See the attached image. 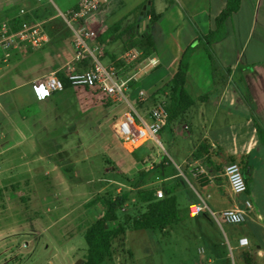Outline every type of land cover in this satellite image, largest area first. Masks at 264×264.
I'll return each mask as SVG.
<instances>
[{
	"label": "crops",
	"instance_id": "0c3cea01",
	"mask_svg": "<svg viewBox=\"0 0 264 264\" xmlns=\"http://www.w3.org/2000/svg\"><path fill=\"white\" fill-rule=\"evenodd\" d=\"M33 1L0 0V24L17 16L33 14L35 11ZM79 1L53 0L52 18L58 17L59 11L72 9ZM227 1L109 0L87 18V23L97 33V42L102 45L108 63L119 58L127 50L136 48L129 46L132 39L131 27L134 26L136 35L152 37V51L144 57H155L159 63L157 67L144 74L143 78L135 80L136 84H143L146 80L144 78H149L148 76L152 74L156 78V83L151 90L164 88L176 75L181 63L187 65L185 89L194 104L179 118L170 120L168 116L165 127L168 126L174 136L183 135L186 131L188 138L196 139L189 156L182 159V166L177 165L179 173L171 170L165 158L160 156L157 159L153 158L152 161V169L158 168V174H154V179L144 177L139 184L137 181L135 188L124 182L126 180L129 183V177L119 180V177L109 170L110 167L105 168L107 173L101 177L92 171L88 174L87 181L89 184L94 181L105 182L103 183L105 187L100 192L113 185L121 186L117 188L118 192L122 187L138 191L156 185L170 186L175 187L178 198L180 185L176 179L183 176L194 182L199 189L197 191L199 201L212 211L218 212L235 206L246 209L245 202L249 200L252 208L247 211L245 221L239 225L227 224L228 231H225L227 245L231 256L233 255V264L234 252H237V264H245L243 253L251 255L252 264H264V144L259 139L253 121L255 115L264 127V60L258 61L251 56L250 61L245 63L246 66L240 65L255 28L259 24L264 28V0H242L239 10L227 19L223 30L209 44L205 36L214 28L215 19L225 9ZM137 9L138 11L134 13ZM152 9L159 15L154 23L151 22ZM245 23L249 25V29L244 44L239 48L237 39ZM200 47L209 63L204 64V57L199 52ZM190 51L191 54L187 57ZM26 52L21 50L15 63L0 67V117L6 119V124L0 126V180H2L0 190L8 180L16 179L20 171L34 178L35 160L47 152L46 150L40 152V142L36 140L33 130L31 128L29 130L30 116L22 115L20 121L15 116L17 108L30 107L35 103L42 105L47 98L38 87L39 80L45 76H41L37 70L39 67L34 65L36 61L34 58L52 62L50 71L56 73L71 65L74 57L70 56L66 61L56 41L38 52H30L29 55H26ZM22 73L27 74V77L23 78L25 75ZM100 91L106 95L104 91ZM155 93L156 100L165 99L167 103L169 102L168 97L162 92ZM40 113V117L43 116ZM179 120L183 122L184 131L178 130L174 125ZM16 135L19 138L12 140ZM203 143H206L203 155L193 158V154ZM116 146L127 158L131 155L138 162L148 161L147 150L140 148L129 153L124 150L122 144L121 147ZM229 162H237L245 172L248 179L246 193L234 195L230 191L223 176L224 167ZM149 166L150 164H147L143 168ZM196 172L198 176H195ZM199 201L189 203L186 209L188 214L189 206L200 204ZM106 210L104 199L88 205L85 214L89 224L103 216ZM127 215L131 218L135 216L132 213ZM120 221L119 219L111 222L110 228H116ZM129 230L131 229H127L125 237ZM165 230L166 228L162 232ZM241 237L249 239V246L238 247V240ZM230 248L233 249L232 252ZM110 262L114 264L115 261L111 259ZM212 262V258L207 261L208 264Z\"/></svg>",
	"mask_w": 264,
	"mask_h": 264
},
{
	"label": "rangeland",
	"instance_id": "374dc122",
	"mask_svg": "<svg viewBox=\"0 0 264 264\" xmlns=\"http://www.w3.org/2000/svg\"><path fill=\"white\" fill-rule=\"evenodd\" d=\"M46 1H33V22L40 23L47 31L49 42L45 46L56 41L67 61L75 54L72 31L60 15L52 18V4ZM248 29L249 25L245 23L237 39L239 48L245 42ZM263 31L261 24L255 28L245 48L246 55L240 60L241 66H246L251 56L258 61L264 60ZM45 46L37 50L27 49L26 55L38 52ZM199 49L206 64L208 58L201 47ZM21 50L12 49L7 62L3 61L4 54L1 53L0 67L15 63ZM190 54L191 51L187 57ZM34 59L41 76L51 74L52 62ZM72 61L73 58L71 64ZM103 62L107 64L108 59L104 57ZM26 77L27 74L23 78ZM143 77L141 75L138 79ZM148 77L141 85L133 82L132 91L130 88L128 92L130 98L133 99L142 88L148 93L157 91L158 94L160 91L169 100L170 90L165 87L151 90L156 78L152 74ZM46 97L43 106L35 103L30 107L17 108L15 114L18 121L22 115L30 116L29 130H33L36 140L40 142V152H47L35 160L34 178L20 171L16 179L8 180L0 190V264H85L87 244L84 232L89 224L85 210L91 202L112 199L129 192L130 200L124 206L126 210L120 211L121 217L130 213L139 215L146 208L137 190L122 187L118 192L117 188L121 186L113 185L100 192L105 182L89 184L88 174L94 171L101 177L107 173L105 168L110 167L109 170L119 180L129 177L130 182H124L135 188L141 174L146 173L144 177L150 179L158 174V168L152 169L153 158H167L169 168L179 173L177 165L182 166V159L189 156L196 142L195 138H188L186 131L183 135L174 136L171 129L164 126L160 134L163 147L148 142L141 147L149 153L148 161L138 162L134 156L125 157V153L122 154L116 146L121 147V143L113 125L117 118L122 117L124 104L113 102L98 89L80 87H70ZM152 103L150 99L149 104ZM39 113L43 116L40 117ZM4 124L6 119L0 117V126ZM174 125L184 131L182 120ZM18 138L16 135L12 140ZM57 149L61 151L55 152ZM147 164L151 168H143ZM187 178L178 176L176 179L180 185L177 192L182 213L180 221L167 227L164 232L129 230L126 237L114 239L111 258L114 264H208L209 258L213 259L210 264H233V255L229 252L225 236L227 224L219 225L209 211L196 216L188 215L186 209L189 203L199 201V189ZM147 189L156 192L163 187L156 185ZM234 258L237 264V252H234ZM104 264L113 263L108 260Z\"/></svg>",
	"mask_w": 264,
	"mask_h": 264
},
{
	"label": "built area",
	"instance_id": "2783aa9c",
	"mask_svg": "<svg viewBox=\"0 0 264 264\" xmlns=\"http://www.w3.org/2000/svg\"><path fill=\"white\" fill-rule=\"evenodd\" d=\"M48 1L53 3V0ZM108 2L109 0H80L72 9L59 11V15L72 31L75 49L73 63L64 69L66 77L72 87L102 90L113 102L125 105L122 117L117 118L113 125L114 133L124 150L133 153L148 142L163 147L160 134L169 116L166 100L158 99L149 104L153 93L141 89L133 99L128 93L132 82L157 67L158 59L144 57L141 49L131 48L116 60L105 64V53L102 45L97 42V33L87 23V18ZM13 26L10 20L0 24V54H4L3 61H8L12 49L37 50L49 42V35L40 23L23 22L16 30ZM38 87L44 96L62 92L65 88L56 73L42 78ZM195 176H198L197 172ZM223 176L232 194L247 192L245 176L237 162L225 165ZM156 194L158 197L164 195L161 189L157 190ZM245 205L246 209L235 206L215 212L202 203L192 204L188 210L190 216L209 211L219 225H239L245 221L247 211L252 208L249 200ZM247 246L249 239L239 238L238 247ZM230 250L232 252L233 249Z\"/></svg>",
	"mask_w": 264,
	"mask_h": 264
},
{
	"label": "trees",
	"instance_id": "16d2710c",
	"mask_svg": "<svg viewBox=\"0 0 264 264\" xmlns=\"http://www.w3.org/2000/svg\"><path fill=\"white\" fill-rule=\"evenodd\" d=\"M242 0H228L225 9L215 19V26L209 32L205 39L209 44L216 39L219 33L223 30L227 19L236 11L239 10ZM138 11L135 10L134 13ZM159 15L152 9L151 10V22H155ZM16 30L18 26L23 22H33L31 14H25L17 16L10 20ZM132 29V39L129 46L139 48L143 51L144 56H148L153 48L152 37L136 35L134 26ZM80 68V67H79ZM187 73V65L181 63V66L176 75L167 82L165 88L170 90V99L167 103V109L169 111V119L179 118L188 108L193 106L194 101L191 99L185 89V78ZM56 75L63 81L64 90L72 87L69 79L66 77L64 70H59ZM159 93V91H158ZM156 93L152 94L151 100L156 101ZM157 96V95H156ZM253 121L257 130L259 139L264 144V127L261 125L257 117L253 116ZM206 149V143L200 145V147L193 154V158H198L203 155V151ZM165 161L170 164L167 158ZM243 171V170H242ZM245 176V172L243 171ZM145 174H141L138 183L144 178ZM245 180L248 188V179L245 176ZM163 197H158L156 192L149 189L138 190V196L146 203L145 211L137 216L131 218L127 214L121 218L120 211L123 210L125 204L130 200L129 192L117 195L112 199H104L106 205V212L94 223L87 225L84 232V239L87 244V255L85 264H104L108 260H111L113 250V240L116 238H122L127 229L131 230H153L163 231L165 228L172 226L180 221L182 213L178 203V198L175 194V187L163 186ZM2 192V191H0ZM92 204V202H91ZM90 205V204H89ZM188 212V211H187ZM189 215V214H188ZM121 220L116 228H110V223L113 221ZM245 264H252L251 255L249 253H243Z\"/></svg>",
	"mask_w": 264,
	"mask_h": 264
},
{
	"label": "water",
	"instance_id": "95a60500",
	"mask_svg": "<svg viewBox=\"0 0 264 264\" xmlns=\"http://www.w3.org/2000/svg\"><path fill=\"white\" fill-rule=\"evenodd\" d=\"M147 14H149V9H148V12H147Z\"/></svg>",
	"mask_w": 264,
	"mask_h": 264
}]
</instances>
